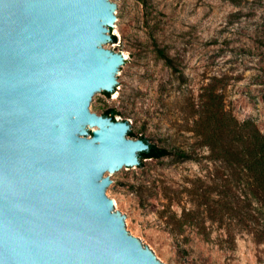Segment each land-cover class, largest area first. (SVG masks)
Instances as JSON below:
<instances>
[{"label":"rangeland","instance_id":"1","mask_svg":"<svg viewBox=\"0 0 264 264\" xmlns=\"http://www.w3.org/2000/svg\"><path fill=\"white\" fill-rule=\"evenodd\" d=\"M108 1L118 25L107 49L125 65L119 90L91 112L113 108L129 138L170 151L108 174L113 207L161 264H264L263 198L194 131L212 87L235 120L264 134V0Z\"/></svg>","mask_w":264,"mask_h":264},{"label":"water","instance_id":"2","mask_svg":"<svg viewBox=\"0 0 264 264\" xmlns=\"http://www.w3.org/2000/svg\"><path fill=\"white\" fill-rule=\"evenodd\" d=\"M117 25L108 0H0V264H161L108 198L148 143L91 112Z\"/></svg>","mask_w":264,"mask_h":264},{"label":"trees","instance_id":"3","mask_svg":"<svg viewBox=\"0 0 264 264\" xmlns=\"http://www.w3.org/2000/svg\"><path fill=\"white\" fill-rule=\"evenodd\" d=\"M143 4L146 0H141ZM111 41H116L115 35H110ZM159 55L170 63V57L159 49ZM109 96L110 92L104 91ZM203 102L194 124V131L211 152L219 153V156L231 158L236 162L240 170L248 177L255 191L261 195L264 201V134L250 121L238 122L228 112L215 88L205 87L203 91ZM119 112L108 108L102 113L103 116L115 120L114 116ZM127 134L133 135L128 129ZM148 143V148L139 152L138 165L147 158H160L170 154L166 148L159 147L148 141L147 138L139 136Z\"/></svg>","mask_w":264,"mask_h":264}]
</instances>
